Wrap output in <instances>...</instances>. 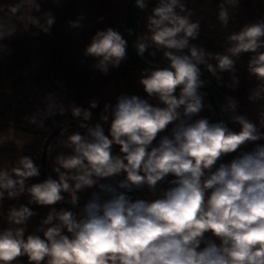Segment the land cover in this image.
I'll list each match as a JSON object with an SVG mask.
<instances>
[{
  "label": "clouds",
  "instance_id": "obj_1",
  "mask_svg": "<svg viewBox=\"0 0 264 264\" xmlns=\"http://www.w3.org/2000/svg\"><path fill=\"white\" fill-rule=\"evenodd\" d=\"M30 2L39 12L40 2ZM135 5L147 10L149 0H135ZM239 5L240 0L217 5L222 28L229 26L230 10ZM193 14L185 0H157L147 16L146 32L134 44L137 54L155 57L162 52L168 61L166 67L141 73L139 84L147 98L121 94L114 105L105 103L99 122L90 124L97 100L87 109L75 104L66 108L50 93L45 108L28 117L43 128L45 119L70 110L84 132L59 141L68 151L54 159L56 178L49 175L29 185L41 173L28 155L10 169L0 167V202L28 197L26 204L8 208L10 226L0 229V264L25 256L28 264H264V143H258L264 141V105L255 122L239 114L238 101L227 96L221 112L230 113L238 131L200 115L212 107L200 92L205 84L201 66L218 82L221 73H229L231 82L225 86L235 90L242 54H250L247 72L256 81L248 100L264 101V18L228 33L223 53H213L192 43L201 32ZM43 18V23L36 16L30 19L50 34L55 17L45 12ZM84 18L69 21V27L82 28ZM15 33L14 26L0 23V41ZM5 48L0 44V51ZM83 54L107 75L127 59V40L112 27L97 30ZM104 124L109 125L107 134ZM248 144L254 147L245 150ZM113 146H119V153ZM226 156L233 158L224 163ZM120 176L115 185L102 182ZM145 187L151 199L129 195ZM88 189L97 191L78 208V193ZM60 203L71 208L57 209ZM30 205L49 211L27 233L30 219L38 215Z\"/></svg>",
  "mask_w": 264,
  "mask_h": 264
},
{
  "label": "trees",
  "instance_id": "obj_2",
  "mask_svg": "<svg viewBox=\"0 0 264 264\" xmlns=\"http://www.w3.org/2000/svg\"><path fill=\"white\" fill-rule=\"evenodd\" d=\"M38 2H40L39 12H35L32 5H24L20 11L21 20L27 30L31 48V75L19 81L14 87L15 95L21 102L31 105L36 111H42L46 106L45 96L50 93L61 99L66 108L70 104H75L87 109L89 108L90 101L97 100L98 107L91 109L93 118L88 122L95 124L99 122V116L103 112L105 103L114 105L117 96L121 94H134L147 98L143 87L139 84L143 70H140L133 64L128 54L127 59L118 68L110 67L107 75L102 74L93 67L96 63L94 58L86 57L83 54L86 45L90 43L92 35L97 30L112 27L124 37L126 10L129 0H60L59 3L55 2V0H38ZM211 2L215 6V20L218 22L217 5L221 0H211ZM156 3L157 0H149L148 8L150 11ZM230 11L233 16L230 23L235 20L242 23L255 22L264 12V0H240L239 7ZM45 12H51L55 17V23L52 26L50 34L41 32L32 25L33 21L30 19L36 16L43 23V13ZM80 15L85 17L81 22L84 26L82 28H70L68 22L77 20ZM101 17L103 18L102 20L100 19ZM192 43L205 48L209 52L223 53L225 38L203 40L201 35H199V38L192 41ZM145 55L153 61L168 65V61L163 58L159 60L154 59L148 52H145ZM249 55L242 54L236 62V75L239 77L240 82L235 90L225 86L231 82L229 73H221L222 80L219 82L225 89L226 95L238 101V112L243 115L247 113V109L251 103L248 100V96L256 84L254 79L249 78L247 72L246 66ZM210 62L216 63L214 60ZM201 70L211 76L203 66H201ZM111 86H114L116 89L114 96H110L108 93V89ZM150 103L156 104L157 101L152 99ZM204 103L210 104L205 97ZM200 115L208 117L212 122L217 121L216 112L213 107L211 109L206 108ZM74 120L79 119H74L70 110L64 115L57 113L45 119L44 130L38 132L41 137L40 148L51 131L66 122ZM108 127V124H104L105 134L108 132ZM74 128L83 130L77 124L66 132L72 131ZM231 128L238 131L239 125L232 123ZM60 138L61 135L56 138L53 144ZM153 143L155 145L156 142L154 141ZM258 143H264V141H259ZM253 147V144H248L245 150H251ZM41 151H39V161ZM113 151L114 153H119V146H113ZM232 158V156H226L222 162L227 163ZM122 178L123 176H120L115 180L102 182L113 183L115 185V181ZM169 179H172V177H169ZM163 187L166 188L168 185L165 183ZM92 191H97V189H88L78 193L80 201L86 202L90 198ZM140 192L139 198L143 199ZM65 198L66 200L68 199L67 194H65ZM56 207L57 209L71 208V206H60L58 204ZM79 207H83V205Z\"/></svg>",
  "mask_w": 264,
  "mask_h": 264
},
{
  "label": "rangeland",
  "instance_id": "obj_3",
  "mask_svg": "<svg viewBox=\"0 0 264 264\" xmlns=\"http://www.w3.org/2000/svg\"><path fill=\"white\" fill-rule=\"evenodd\" d=\"M185 3L194 13L192 19L199 20L201 23L200 35L203 40L210 38L223 39L228 33L238 31L241 26L246 24V22L242 23L241 21L235 20L232 23H229L227 28H222L220 23L215 20L216 9L211 0H188ZM150 14L151 11L149 8L144 10L139 23V36L146 32V18ZM261 18H264V12L261 14L259 19ZM153 50L154 49L150 48L149 52ZM153 58L157 60L162 59V52H157L156 56ZM108 93L110 96H114L116 94L114 86H111L108 89ZM262 105H264V101L250 103L246 116L249 119L258 122V112L261 111ZM35 114H37L36 109H34L31 105L21 102L16 97L14 89H0V167H7L10 169L14 166L15 161L23 155L30 156L34 162L39 165V151L42 150V147L40 148L41 137L38 132L43 131L44 128H40L35 124L29 123L28 117ZM262 131H264V129H262ZM73 132L83 133L84 131L74 128V130L66 132L64 137H61L55 144H53L56 140L55 139L50 147L48 168H50V174L53 178H56L55 173L52 171L56 155L61 152L68 151L60 145L59 141L66 138L67 135ZM41 181L43 180L40 175L39 177L30 179L28 184L30 185ZM140 193L143 199L152 198L146 187L141 190ZM27 200V195L21 196L18 200H4V216H7V211L10 206H18L21 203L26 204ZM30 207H32L38 215L30 219L27 225V233L34 232L39 226L41 219L49 211L48 207H40L36 205H30ZM6 227H9V224L0 215V229ZM18 259H22L23 264H28L25 257H20Z\"/></svg>",
  "mask_w": 264,
  "mask_h": 264
},
{
  "label": "water",
  "instance_id": "obj_4",
  "mask_svg": "<svg viewBox=\"0 0 264 264\" xmlns=\"http://www.w3.org/2000/svg\"><path fill=\"white\" fill-rule=\"evenodd\" d=\"M143 10H140L135 5V0H129L126 10V19L124 27V38L127 40V54L133 64L140 70H154L156 67H166L167 65L155 62L149 59L145 54L144 57H140L134 47L135 41L139 36V23ZM131 30V34L129 32ZM150 62V63H149ZM201 79L205 81L204 86L200 89V92L204 94V97L210 102L213 109L216 112L217 121L223 120L228 127L231 128L232 122L229 120L230 113L221 112V107L226 103V92L223 86L212 76L202 72ZM80 123V120L69 121L56 127L51 131L44 140L42 145V151L40 155L39 167L42 180L46 179L49 174L48 159L49 150L53 141L60 135L64 129H70L71 127ZM140 190H133L129 193L133 200L139 198ZM85 201H79V205H84ZM60 206H71L67 203H60ZM203 247V245H201Z\"/></svg>",
  "mask_w": 264,
  "mask_h": 264
},
{
  "label": "crops",
  "instance_id": "obj_5",
  "mask_svg": "<svg viewBox=\"0 0 264 264\" xmlns=\"http://www.w3.org/2000/svg\"><path fill=\"white\" fill-rule=\"evenodd\" d=\"M16 5H20V8L14 13L12 8ZM24 5H31L30 0H0V23L16 29L11 38L0 41V44L6 46L4 51H0L1 90L14 89L19 81L31 75L30 40L20 16ZM14 264H23L22 259H17Z\"/></svg>",
  "mask_w": 264,
  "mask_h": 264
},
{
  "label": "built area",
  "instance_id": "obj_6",
  "mask_svg": "<svg viewBox=\"0 0 264 264\" xmlns=\"http://www.w3.org/2000/svg\"><path fill=\"white\" fill-rule=\"evenodd\" d=\"M118 177H116L115 179H117ZM0 215L3 219L6 220V215L4 216V210H3V202H0ZM10 226V225H9ZM25 258L27 259V257L25 256Z\"/></svg>",
  "mask_w": 264,
  "mask_h": 264
}]
</instances>
